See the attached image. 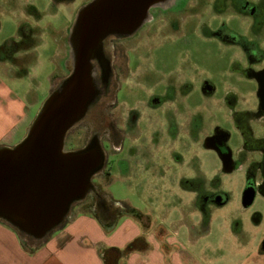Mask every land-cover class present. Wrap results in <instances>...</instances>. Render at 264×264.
Listing matches in <instances>:
<instances>
[{
  "label": "rangeland",
  "instance_id": "obj_1",
  "mask_svg": "<svg viewBox=\"0 0 264 264\" xmlns=\"http://www.w3.org/2000/svg\"><path fill=\"white\" fill-rule=\"evenodd\" d=\"M91 1L93 0H0V47L11 39L23 41L24 29L27 32L31 29V39L40 45L36 48L38 67L34 72L39 84L34 98L41 104L51 92L47 75L51 73V76L56 77L54 90H58L71 74L72 61L70 67L65 62L68 56L67 38L71 35L69 29L78 12ZM196 2L197 0H170L156 5L149 11L145 23L133 35L115 37L107 49L113 72L109 73L106 80V91L97 95L96 89L94 100L85 115L70 128L64 143L66 151H78L96 141L104 154V166L92 177L91 191L83 201L72 205L65 221L75 205L87 201L91 209L101 206L102 212L106 208L101 217L112 218L117 207H112L109 195L143 213H148L158 203L160 207L179 211L180 204L190 201V192L183 191L186 188L180 185H174L173 190L177 191L174 194H169L172 191L170 187L167 191L162 189L160 183L164 178L151 176L144 168L146 149L161 150L176 164V155L185 159L188 153L185 149L190 146L186 141H180L182 134L174 133V130H183L182 114L192 118L199 104L210 109L208 103L214 102L219 109H228L224 114L232 117L236 111L234 108L247 109L245 105L248 106L250 101L255 99L256 102V84L245 70L256 72L264 68V0H205V6L199 3V8L193 9ZM181 15L183 17L179 21ZM177 20L178 27L175 25ZM220 29H223V33L229 30L233 34H239L238 41L242 42L243 38L250 41L247 43L254 45L256 51L250 52L252 49H249V56L260 55L261 62L250 68L240 45L230 42L229 46L217 38ZM219 36L223 39L222 33ZM236 40L237 36L231 39ZM135 60L139 61L138 66ZM238 64L242 67L241 71H237ZM133 71L139 76L135 81L132 78ZM140 72L144 75L147 73V83L143 82ZM160 77L165 84L175 85V90L182 88L183 92H180L176 100L169 86L166 87L163 83L162 91L155 90L161 84ZM204 78L214 83L213 94L202 91ZM229 78L231 82H228ZM134 91L136 96L138 92L141 93L137 96L139 100L132 101ZM173 100L180 106L181 112L164 113L161 118L158 112L150 111L152 117L150 121L147 120L150 108L163 107ZM227 128L233 133V138L237 136L240 139L238 134H234L233 127ZM209 130L211 133L212 128ZM155 133L158 134L159 142L154 145L151 143V136ZM204 135L200 133V136ZM201 172L206 171L204 169ZM211 172L214 170L209 172V183L216 187L217 194H223L224 189H231L236 199L238 182L242 176L237 173L238 185L234 186L233 181L225 185L223 173L217 174L213 183ZM183 175L168 171V181L178 184L183 181L182 178L186 179V174ZM200 176L204 177L203 174ZM206 192V187L202 188L200 182L199 194ZM195 196L194 194V202ZM237 205L235 202L225 208L219 205L213 207L200 200L199 212L189 214L190 217L193 215L194 220H201V230L203 220L210 221L204 224L210 226V234L199 238L193 245L200 262L264 264L263 256L255 253L263 247L260 235L239 239L232 238V234L228 233L233 226V219L244 228L246 214L239 212L240 207ZM262 230L264 231V224ZM29 243L35 247L40 244L32 241ZM185 245L191 247L187 243Z\"/></svg>",
  "mask_w": 264,
  "mask_h": 264
},
{
  "label": "water",
  "instance_id": "obj_2",
  "mask_svg": "<svg viewBox=\"0 0 264 264\" xmlns=\"http://www.w3.org/2000/svg\"><path fill=\"white\" fill-rule=\"evenodd\" d=\"M162 2L93 0L78 12L69 37L71 74L50 94L27 137L0 149V220L21 238L44 243L91 191L105 160L98 143L78 151L64 145L96 96L90 60L101 53L105 38L134 34Z\"/></svg>",
  "mask_w": 264,
  "mask_h": 264
},
{
  "label": "crops",
  "instance_id": "obj_3",
  "mask_svg": "<svg viewBox=\"0 0 264 264\" xmlns=\"http://www.w3.org/2000/svg\"><path fill=\"white\" fill-rule=\"evenodd\" d=\"M17 43L22 47L11 58L3 57L0 52V149L14 148L27 137L55 87L56 77L50 73L47 75L49 96L42 104L34 98L39 84L34 72L38 67L36 48L40 45L33 39L27 42V47L22 45L23 41ZM67 45L65 62L70 67L69 38ZM182 190L190 192V201L185 206L180 204L179 211L175 212L158 203L151 211L143 213L106 193L117 205L123 204L129 209L128 213H117L111 220H106L101 217L105 209L102 212L99 206L91 209L89 201L79 203L72 208L62 227L50 234L33 253L26 251L17 232L0 220V264H204L193 245L210 234V226L204 225L210 221L203 220L201 230V220H194L193 215H189L193 211L199 212L194 193ZM176 192L172 190L169 194ZM256 235L261 236L263 247L255 253L264 258L262 229L232 234V238L248 239Z\"/></svg>",
  "mask_w": 264,
  "mask_h": 264
},
{
  "label": "flooded vegetation",
  "instance_id": "obj_4",
  "mask_svg": "<svg viewBox=\"0 0 264 264\" xmlns=\"http://www.w3.org/2000/svg\"><path fill=\"white\" fill-rule=\"evenodd\" d=\"M167 1L170 0H163L164 3ZM199 3H201L202 6H205L206 4L205 0H197L196 4H192V8H199V6H197ZM182 17L183 15L179 17V21ZM179 21L177 20V23L175 22L176 27H178ZM28 31L29 32L24 29L23 45H26L25 43L32 38L31 29ZM222 31L223 29L219 30L216 35L218 36L217 38L222 43H227L226 45L229 46H231L228 44L230 42L240 45L245 52V59L250 68L261 62V58H259L260 55L257 56L255 54L249 56V49H252L250 52L256 50L254 49V45H249L247 43V39L242 37L245 45L243 41H238L240 38L239 34H233L231 31L229 32V30H226L227 32L225 33ZM221 33L223 39H220L219 35ZM233 35L237 36L236 41H231L234 37ZM118 36L124 35H110L105 38L102 44L101 53L90 60L92 79L94 87L97 89V95L106 91L105 83L109 73L112 71V62L107 55V49L110 48L113 39ZM135 63H137L136 66L139 65V61L135 60ZM238 65L239 69H237V71H241L242 67L240 64ZM247 71L248 70L246 69L245 72L247 76H249L256 84V102L255 99H253L252 102L250 101L248 106L245 105L247 109H242L241 107L234 108L236 111L232 117H228L224 114V111L226 113L228 112V109H219L214 102L208 103L210 109H206V107L199 104L196 108L197 111L195 116L193 115L192 118H188L187 114H182L183 120L181 126L183 130H174V133H180L179 135H183L180 141H186L187 145H190L185 149V151L188 152L185 159L176 155L177 163L175 164L172 159L166 156L165 153H162L161 150L156 151L155 148H153L154 150L148 151L146 149L147 155L144 167L151 176L157 175L160 178H164L161 179L162 183H160V185L162 186L161 188L166 191L169 187L173 190L174 185H180L187 190H192V193L196 195L195 202L199 206L200 200L208 206L215 207V205H219L223 206L222 208L236 202L238 204L237 206L240 207L239 212L243 215L246 214V220L244 219V228L241 223L233 221L234 219L232 220L233 226L231 229L229 228V231H232L231 233L235 235L259 231L264 224V68L256 72ZM133 74L134 76L132 78H134L135 81L139 76L135 75L136 71L135 73L133 71ZM139 74H142L140 77L143 76V82L147 81L146 77H148V75L145 76L147 73L144 75L140 72ZM111 75H113V73H111ZM134 81L133 83H135ZM203 81L202 91L204 93L213 94L215 92L214 83L208 78H204ZM228 82H231V78H229ZM162 83L164 86L166 85V87L169 86V89L175 95V100L180 95V92H183L181 91V87H179L180 91L175 90V85L165 84V82L162 81L155 90L162 91L164 88ZM139 94L141 93L138 92L137 96ZM137 96L136 91L132 92V101L139 100ZM175 100L171 103L164 104L163 107L150 108L149 112L156 111L161 115V118H163L164 113L175 114L176 112H181L180 106L174 102ZM148 114L149 117L147 120L150 121L152 113L150 112ZM217 114H219L218 117ZM210 124H212L211 126L213 127L209 126ZM214 124H216V126ZM229 126L233 127L234 134H238L240 138L239 140L236 135V137L233 138V133L227 128ZM210 128H212L211 133H209ZM200 133L202 135L207 134L200 136ZM151 139L152 144H158L159 137L157 133H155L154 136H151ZM204 169L206 172H201ZM212 170H214V172H211L213 174V183L218 177L217 174L223 173L224 180H226L224 184L227 185V183L233 181L234 186H236L238 185L237 173L242 176L238 182L239 185L237 187L238 193L236 194V199L233 195L234 191L231 189H224V186L222 188L224 189L223 194H217L215 190L216 187L213 186L212 183H209L211 177L209 172ZM238 170L240 171L237 172ZM168 171L175 175L180 174L184 176L183 174H186V179L184 180V178H182L183 181L181 180L178 184H174L173 182L168 181ZM202 174L204 177L200 176ZM200 182L202 183V188L206 187V190L208 191L201 195L199 194ZM209 190H211V192ZM261 203H263V205H260ZM255 205L258 206L256 209H253Z\"/></svg>",
  "mask_w": 264,
  "mask_h": 264
},
{
  "label": "trees",
  "instance_id": "obj_5",
  "mask_svg": "<svg viewBox=\"0 0 264 264\" xmlns=\"http://www.w3.org/2000/svg\"><path fill=\"white\" fill-rule=\"evenodd\" d=\"M23 45V44H22ZM24 47H27V44L26 45H23ZM20 47H22L21 46V44L20 43H17V42H15L14 40H9V41H7L6 43H5V45L3 46V47H1V49H0V52H1V54H3L2 56L3 57H5V58H7V59H9V58H11L12 56H13V54L17 51V50H19L20 49ZM110 197V196H109ZM111 198V197H110ZM111 201L113 202V205H112V207L113 206H116L117 208V210L115 209L114 211H115V213H114V211H113V217L112 218H114L115 216H116V214L119 212V213H121V212H123V210H124V213H128L129 212V209L125 206V205H123V204H118L117 205V203L111 198ZM100 208H101V206H99ZM95 209H97V208H95ZM106 209V208H105ZM112 218H110L109 220H111ZM64 224V223H63ZM62 227V226H61ZM20 239H21V242H22V245H23V247H24V249L26 250V251H28L29 253H33L35 250H37L41 245H43V243H40L38 246H33V244L32 243H29V241L27 240V239H25V238H21L20 237Z\"/></svg>",
  "mask_w": 264,
  "mask_h": 264
}]
</instances>
